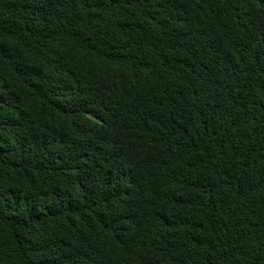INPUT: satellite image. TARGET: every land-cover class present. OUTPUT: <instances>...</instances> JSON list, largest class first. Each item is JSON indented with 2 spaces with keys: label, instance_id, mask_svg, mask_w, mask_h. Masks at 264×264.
Segmentation results:
<instances>
[{
  "label": "trees",
  "instance_id": "obj_1",
  "mask_svg": "<svg viewBox=\"0 0 264 264\" xmlns=\"http://www.w3.org/2000/svg\"><path fill=\"white\" fill-rule=\"evenodd\" d=\"M0 264H264V0H0Z\"/></svg>",
  "mask_w": 264,
  "mask_h": 264
}]
</instances>
